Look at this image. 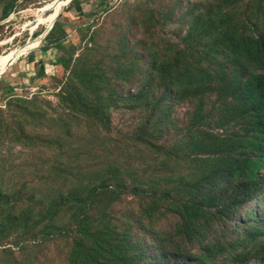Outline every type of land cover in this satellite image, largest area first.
Returning <instances> with one entry per match:
<instances>
[{
  "label": "rangeland",
  "instance_id": "1",
  "mask_svg": "<svg viewBox=\"0 0 264 264\" xmlns=\"http://www.w3.org/2000/svg\"><path fill=\"white\" fill-rule=\"evenodd\" d=\"M57 1L0 0V264L81 241L92 264H264L256 119L226 86L264 74L229 44L264 36V0Z\"/></svg>",
  "mask_w": 264,
  "mask_h": 264
},
{
  "label": "trees",
  "instance_id": "2",
  "mask_svg": "<svg viewBox=\"0 0 264 264\" xmlns=\"http://www.w3.org/2000/svg\"><path fill=\"white\" fill-rule=\"evenodd\" d=\"M229 44L237 50V54L240 57L251 58L252 60H259L261 51L264 50V36L258 34L247 35L241 32L239 29L235 30L230 37ZM259 65L264 66V59L259 61ZM250 77L246 78L245 81L236 80L234 83L227 84V90L230 92L231 98L236 103L245 108L249 109L256 119V130H255V144L254 148L259 152L260 163L264 164V74H251ZM242 171L233 170V174L241 173ZM243 176L244 171L241 173ZM239 201L236 203H229L230 208H237ZM78 233L82 237L90 234V230L87 225L81 226L78 229ZM82 242V241H81ZM81 242L77 243L74 249V264H79L81 259L85 264H92L89 260H92V255L88 253L86 248V256H83L81 250L84 249ZM84 243V242H83ZM100 244L93 243L95 251H101ZM119 246H117L118 248ZM90 248V247H89ZM110 248H113L111 245ZM93 249V250H94ZM79 259V260H76ZM80 260V261H81ZM82 264V262H81ZM94 264V263H93Z\"/></svg>",
  "mask_w": 264,
  "mask_h": 264
},
{
  "label": "bare ground",
  "instance_id": "3",
  "mask_svg": "<svg viewBox=\"0 0 264 264\" xmlns=\"http://www.w3.org/2000/svg\"><path fill=\"white\" fill-rule=\"evenodd\" d=\"M65 3V0H59L57 2H54V3H51V4H48L47 6H45L41 12L43 11V13L47 14L50 10H53V9H58L60 10L63 6V4ZM44 16V15H43ZM42 15L39 16V20L40 22L43 24L45 21H47L46 18H44Z\"/></svg>",
  "mask_w": 264,
  "mask_h": 264
},
{
  "label": "crops",
  "instance_id": "4",
  "mask_svg": "<svg viewBox=\"0 0 264 264\" xmlns=\"http://www.w3.org/2000/svg\"><path fill=\"white\" fill-rule=\"evenodd\" d=\"M83 1V0H82ZM83 4H84V2H83ZM85 6V5H84ZM85 8V7H84Z\"/></svg>",
  "mask_w": 264,
  "mask_h": 264
}]
</instances>
